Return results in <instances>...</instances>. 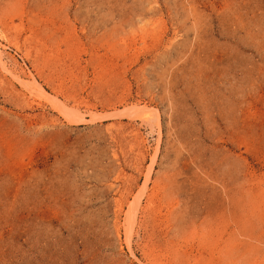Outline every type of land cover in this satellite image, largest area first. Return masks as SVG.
<instances>
[{"label":"rangeland","instance_id":"obj_1","mask_svg":"<svg viewBox=\"0 0 264 264\" xmlns=\"http://www.w3.org/2000/svg\"><path fill=\"white\" fill-rule=\"evenodd\" d=\"M0 264H264V0H0Z\"/></svg>","mask_w":264,"mask_h":264},{"label":"bare ground","instance_id":"obj_2","mask_svg":"<svg viewBox=\"0 0 264 264\" xmlns=\"http://www.w3.org/2000/svg\"><path fill=\"white\" fill-rule=\"evenodd\" d=\"M149 116V115H148ZM151 117V116H150Z\"/></svg>","mask_w":264,"mask_h":264}]
</instances>
